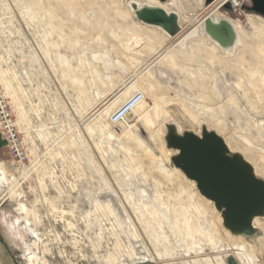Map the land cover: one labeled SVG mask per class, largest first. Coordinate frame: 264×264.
<instances>
[{
    "label": "rangeland",
    "instance_id": "1",
    "mask_svg": "<svg viewBox=\"0 0 264 264\" xmlns=\"http://www.w3.org/2000/svg\"><path fill=\"white\" fill-rule=\"evenodd\" d=\"M113 1L0 0V94L24 152L16 158L0 129V224L18 264H264V215L255 234L243 236L254 242L253 260H239L226 246L220 212L176 170L164 140L168 123L196 134L205 125L264 178V92L251 93L230 70L248 68V50L227 57V67L218 47L211 59L195 56L189 69L158 60L149 78L156 92L149 83L133 86L158 131L134 115L112 124L109 114L135 92L125 91L134 74L117 44L136 20L120 8L126 1ZM201 8L182 5L187 29L206 15ZM216 15L238 22L251 35L248 45L257 43L249 18L264 17L251 0H227ZM99 51L114 66L103 68ZM186 77L196 83L187 86ZM206 90L213 98L204 99ZM113 101L107 115L99 112ZM164 104L168 120L160 116Z\"/></svg>",
    "mask_w": 264,
    "mask_h": 264
},
{
    "label": "bare ground",
    "instance_id": "2",
    "mask_svg": "<svg viewBox=\"0 0 264 264\" xmlns=\"http://www.w3.org/2000/svg\"><path fill=\"white\" fill-rule=\"evenodd\" d=\"M109 1L111 2V4H113V3L115 4V2L113 0H109ZM124 1H126V2H124V4L126 3L125 6L127 8L124 6L123 3H121L120 8L123 9V11H125L126 15H128L129 11H130L131 15L134 16V11H133L131 3H130L131 1H135L137 3V5H142V3L138 2L137 0H129V1L124 0ZM146 1H147L146 4H148V5H158V6L163 7L166 11H174L178 15V18H179L180 30L176 35L170 36L163 29H161L158 26L149 25V24L140 22L137 19L134 20L135 21L134 30H131V29L126 30V34L124 33V36L120 40H118V44H117L120 52L122 53V56L124 57V60L127 62L128 70H130V72H132V74H134V78L131 81L132 83L126 85V88H125L126 92H130L133 89V86L135 84L138 83V85H139V82H142L144 85L146 83H149L150 90H152V93H155L157 88H158V85H157V83L154 82V80H150L149 78L151 77V67L158 60H160V62L167 63L168 65H171V68H173V69H174L173 63H175L176 69H178V70L184 68L182 66L183 64H185L186 68L189 69L188 67H190L189 66L190 62L194 61L195 56H197V57L201 56L204 59H211L213 53L217 52L218 49H216V48L218 47L219 51L221 53L220 54L218 52V54H219L218 57L220 59V63H224L221 65L224 67H227L226 66L228 64L227 57H230L234 53L239 54L240 50L243 49V48L241 49L242 45H245L244 48L246 51L248 50L249 59H247V61H245L248 68L235 69L233 67H230L231 68L230 70L232 71V73L234 75H236L237 78H239V80H241L242 82H244L246 84V89L250 90L251 93H254V90L256 88L261 89L264 92V85H262L263 84L262 82H264V20L261 17H260L261 19L259 18V16L257 17L256 15L255 16L257 18H252V17L249 18L248 17L249 18V24H250L251 28H253L254 31L256 32L254 36H256L255 38H257L256 39L257 43L252 41V44L251 45L249 44L250 46L248 45V43H249V37H251V35L249 36V34H247V32H245L242 29L241 25L238 22L234 23L232 19L226 18L232 23V25L236 31V39H235V41L231 47H221L220 45H218L214 40H212L204 32L202 24H203V20L206 17H211L213 20L217 21L218 16L216 15V11L227 0H213V1L209 2L210 4L206 3L205 0H192V2L190 0H167L164 3H160L158 0H146ZM202 3L209 4V5L207 7H202ZM168 4H171L173 6L174 10H167ZM184 4L185 5L189 4L192 9H199V7L200 8L202 7L203 9L202 8L201 9L204 12L207 11L206 15L202 16V18L200 20H198L193 26L191 25L192 27L189 29H187L186 26L184 24H182L184 19L190 17L185 12H183V10H182V5H184ZM114 6H116V5H114ZM188 14H190V12H188ZM136 21H138V23H136ZM142 24H143V26H142ZM144 25H146V26H144ZM51 27H54L57 29L59 28L58 24H56V23L55 24L52 23ZM152 27H154L158 30L155 31L152 29ZM50 30H52V29H50ZM161 31L169 38L167 39V38L163 37ZM197 36H203V37L205 36L210 41H212L214 44H216L217 46H212V48L204 46L203 44H208V43H206V40H202V38L194 39ZM177 49L182 54H180L177 51ZM232 49H233V51H232ZM94 53L97 55L98 60H100V61L102 60V62L104 61L105 65H103V68L106 69L107 65L110 67L114 66V64L110 60V57H109L107 52L106 53H100V51H99V52H94ZM235 54H234V56H235ZM139 68H141V69L139 70ZM183 80L187 86L192 85V83H196L194 80H191L188 77L183 78ZM214 82H215V80H214ZM249 86H251V87H249ZM212 88H214L216 90L215 94L219 95V91L217 90L216 84H214ZM136 90H139V89H136ZM143 90L146 91L145 87H143ZM208 90H206V96L204 99L213 98V96H211L207 92ZM147 94H149V93L146 92V95ZM142 102H145L144 95H143V98L128 112V114L126 115L124 120L129 119L130 117H132L134 115L141 122L142 126H144L147 129H150L154 133L155 131H158L156 128L157 125L155 123V115L154 114L152 115L149 111L141 112L140 108H138V107L142 104ZM115 103L116 102L113 101L107 107H105L101 111H99V110L98 111L100 113L103 112L104 114L107 115ZM157 104H160V103H157ZM164 106L165 107L163 109V115H160V116H163V120H168L170 118L169 111L166 109L167 105L164 104ZM157 110H160V105L155 106L153 112H156ZM110 116H111V114H109V122L112 123L110 120ZM157 120H159V118ZM112 124H114V123H112ZM168 124H170V123H168ZM168 124H166L165 126H167ZM171 124H174V123H171ZM259 124L261 125L262 128H264V121H261ZM121 130H124V129H121ZM177 130H178V128H177ZM174 151L176 153V150H174ZM243 157H244V155H243ZM244 159H246V158L244 157ZM175 168H172V169H174V171H175ZM176 170H177V168H176ZM0 172L2 174L4 172L1 165H0ZM255 173H256V171H255ZM167 175L169 176L170 173H167ZM220 218H221V216H220ZM258 219H259V217H255L253 219V224L255 227L257 226L256 224H258V222H259ZM221 221H222V218H221ZM221 225L224 228L223 224H221ZM224 229H226V228H224ZM221 232H222V230H221ZM223 233L226 237V240L224 239L226 246L229 249H232V248L236 249V254H237V257L239 260H242V256H245L247 259L253 260L254 254L252 255V253H251L253 248H254L253 240L249 241L248 239H245L244 237H247L245 235L233 234L228 229L224 230ZM214 242L212 241L213 246L216 244ZM194 244H195V242H194ZM218 244L221 245L220 242H218ZM196 245H197V243H196ZM214 247L216 248L217 246H214ZM192 248L190 247L191 250H192ZM30 254H31V257L34 256V252H32ZM157 257H160V254L157 255ZM216 261L219 264H222L220 262L219 258H216ZM34 262H35V260H34Z\"/></svg>",
    "mask_w": 264,
    "mask_h": 264
},
{
    "label": "water",
    "instance_id": "3",
    "mask_svg": "<svg viewBox=\"0 0 264 264\" xmlns=\"http://www.w3.org/2000/svg\"><path fill=\"white\" fill-rule=\"evenodd\" d=\"M130 3L140 22L158 26L170 36L179 32V18L174 11L158 5ZM251 9L264 17V0H251ZM203 30L221 47H231L236 39V31L226 18L215 21L206 17ZM164 140L166 147L176 150L171 156L173 165L195 182L201 195L213 202L223 226L233 234L254 235L253 219L264 215V178L256 175L253 166L240 153L230 151L224 139L205 125L196 134L180 133L170 123Z\"/></svg>",
    "mask_w": 264,
    "mask_h": 264
},
{
    "label": "built area",
    "instance_id": "4",
    "mask_svg": "<svg viewBox=\"0 0 264 264\" xmlns=\"http://www.w3.org/2000/svg\"><path fill=\"white\" fill-rule=\"evenodd\" d=\"M143 98L140 91H135L123 104L116 108L110 116L112 123L119 125L124 122L128 112ZM0 129L9 145L11 153L18 159L24 155L19 130L7 101L0 94Z\"/></svg>",
    "mask_w": 264,
    "mask_h": 264
},
{
    "label": "crops",
    "instance_id": "5",
    "mask_svg": "<svg viewBox=\"0 0 264 264\" xmlns=\"http://www.w3.org/2000/svg\"><path fill=\"white\" fill-rule=\"evenodd\" d=\"M136 89L139 88H133L131 91H135ZM11 246L9 238L2 230L0 224V264H18Z\"/></svg>",
    "mask_w": 264,
    "mask_h": 264
}]
</instances>
